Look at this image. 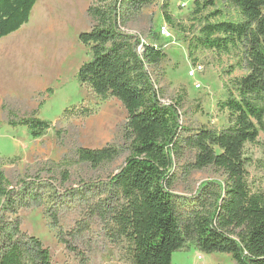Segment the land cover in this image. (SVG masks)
<instances>
[{
	"label": "trees",
	"instance_id": "obj_1",
	"mask_svg": "<svg viewBox=\"0 0 264 264\" xmlns=\"http://www.w3.org/2000/svg\"><path fill=\"white\" fill-rule=\"evenodd\" d=\"M36 1L0 0V38L28 22ZM155 1L91 0L86 9L91 25L77 36L89 55L76 72L77 82L101 99L116 98L127 113L128 156L105 183L113 192L110 198L94 204L91 211L110 222L114 240L126 242L131 264H171L173 254L188 251L190 245L206 254H229L234 264H264V193L251 190L243 153L245 144L264 134V0H224L236 11L234 19L223 18L220 10L206 13L214 0H193V22L188 27L177 24L189 58L193 60L199 49L224 54L238 49L246 70L223 84L225 93L216 102L225 113V125L201 127L192 134H185L189 130L180 122V99L162 102L149 71L166 57L159 32L150 29L144 42L124 29L127 13ZM163 1V20L173 26L169 3ZM46 91L51 93V88ZM36 114L37 109L28 116L9 117L8 125L24 127L32 139L41 138L51 124ZM63 114L87 116L91 111L65 109ZM61 133L55 130L57 137ZM185 150L193 152L183 165L185 173L212 166L225 174L223 181H202L189 201L172 191L176 161ZM120 154L113 144L77 147L67 165L96 168ZM62 177L68 179L67 170ZM33 192L28 185L13 189L0 168V264H54L49 249L23 232L13 217L35 199ZM182 201L192 205L184 216ZM48 212L50 224L57 226V214Z\"/></svg>",
	"mask_w": 264,
	"mask_h": 264
},
{
	"label": "rangeland",
	"instance_id": "obj_2",
	"mask_svg": "<svg viewBox=\"0 0 264 264\" xmlns=\"http://www.w3.org/2000/svg\"><path fill=\"white\" fill-rule=\"evenodd\" d=\"M165 1L169 3L173 26L163 20L161 6L164 1L157 0L139 12L127 13L124 29L148 42L150 29L159 32L163 24L167 26L171 37H161L166 57L158 65L149 67L161 101L168 103L180 99V122L189 130L185 134H192L201 127L219 129L226 123L225 113L216 108V102L225 93L223 84L246 73L241 67V52L233 49L224 54L199 49L193 60L189 58L187 44L178 27H188L193 22L190 15L193 0ZM42 2L43 9L33 13L36 31L39 28L43 32L41 38L47 32L50 39L60 40L64 46L69 44L75 51L57 53L55 58L61 60L60 66L56 64L49 78L40 79L41 89L30 94L25 62L28 55L25 47L20 45L22 36L8 37L0 42V168L13 189L28 185L35 194V199L29 200V205L19 209L13 217L19 220L23 232L39 238L49 249L54 264H131L127 259L126 242L114 240L109 233L110 222L101 221L91 211L94 204L112 195L105 183L118 171L129 153L124 127L127 113L122 104L111 96L101 99L75 78L78 67L89 55L88 49L75 39L74 32L89 29L91 21L86 9L92 2ZM214 2V6L206 8V13L220 10L223 18H236L231 5L224 0ZM30 29L34 32L35 23H31ZM49 44L46 43V49H43L58 48V45L52 48L53 43ZM65 47L60 51H65ZM196 64L202 69L190 76L189 72ZM47 88H51V93L46 91ZM83 108L91 114H63L65 109L79 111ZM35 109L38 118L51 124V129L41 138L32 139L24 127L8 125L9 117L28 116ZM55 130L62 131L60 137L56 136ZM106 144L121 150L114 161L96 168L87 163L67 165L74 160L77 147L100 148ZM243 153L248 158L251 190L264 193V134L261 133L256 142L245 144ZM192 156L193 152L185 150L183 158L176 161L172 187L175 194L188 201L202 181L225 179L223 171L212 166L185 173L183 165L191 161ZM63 170L69 175L66 181L62 177ZM182 202L180 211L184 216L192 205ZM48 210L57 214V226L50 224ZM59 232L65 243L59 240ZM211 255L219 259L193 246L188 251L175 252L171 264H234L229 254L216 252ZM226 256L229 259H225Z\"/></svg>",
	"mask_w": 264,
	"mask_h": 264
},
{
	"label": "crops",
	"instance_id": "obj_3",
	"mask_svg": "<svg viewBox=\"0 0 264 264\" xmlns=\"http://www.w3.org/2000/svg\"><path fill=\"white\" fill-rule=\"evenodd\" d=\"M43 4L44 2H42V0H37L31 9L28 22L22 25L15 32L10 33L7 36L0 38V42H1V41H5V39H7L8 37L19 38L22 36V41L20 42L21 43L20 45H22V47H25L27 55H28V57L25 58V62L27 64L26 70L28 71L27 72V86L30 87V89L28 90L31 92L30 94H34L38 90L41 89V85L39 84L40 79L49 78L56 64H59L60 66L61 60L60 59L56 60L55 58L57 57V53L65 52V53L71 54L72 51H75V50H72L69 44L68 45L66 44L65 45L66 47H65L62 42L61 43L59 42L60 40L56 41V40L50 39L47 35V32H45L44 38H41L43 37V32L39 28H38V31H36V22L32 20L33 13L35 12L36 14L37 10L43 9ZM31 23L32 24L35 23L34 32L31 31L30 29ZM80 32L81 31L79 30H76L74 32V36H76L75 39H77V36ZM15 42L16 41H14V46H17L15 45ZM49 42L53 43L51 44L52 48H54L57 45H58V48L54 50H51L50 48H48L50 49L49 51L45 50L46 43L49 44ZM12 43H10L11 48H13ZM62 47H65V51H60L61 50L60 48ZM190 247H193V246H190ZM210 256L215 257L216 260L219 259V257L217 256H213L211 254ZM226 257L227 258L225 259H229V256H226Z\"/></svg>",
	"mask_w": 264,
	"mask_h": 264
},
{
	"label": "built area",
	"instance_id": "obj_4",
	"mask_svg": "<svg viewBox=\"0 0 264 264\" xmlns=\"http://www.w3.org/2000/svg\"><path fill=\"white\" fill-rule=\"evenodd\" d=\"M159 34H160V36L163 37V38H170V37H171V36H170V33H169V31H168V28H167V26H166L165 24H163V25L159 28ZM201 69H202V66L199 65V64H196V65H194V68H193L192 70H190L189 75H190V76H194V73H195V72H200ZM196 86L198 87V85H196Z\"/></svg>",
	"mask_w": 264,
	"mask_h": 264
}]
</instances>
